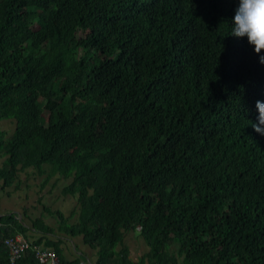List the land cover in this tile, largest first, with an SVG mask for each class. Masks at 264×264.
<instances>
[{
    "label": "trees",
    "instance_id": "trees-1",
    "mask_svg": "<svg viewBox=\"0 0 264 264\" xmlns=\"http://www.w3.org/2000/svg\"><path fill=\"white\" fill-rule=\"evenodd\" d=\"M238 4L0 0L2 189L72 177L99 264H135L117 247L138 228L151 264H264V50L229 35ZM27 230L0 215V264Z\"/></svg>",
    "mask_w": 264,
    "mask_h": 264
},
{
    "label": "crops",
    "instance_id": "crops-1",
    "mask_svg": "<svg viewBox=\"0 0 264 264\" xmlns=\"http://www.w3.org/2000/svg\"><path fill=\"white\" fill-rule=\"evenodd\" d=\"M1 126L12 135L17 123L8 120L3 121ZM50 168L46 171L35 168L21 170L13 186L5 190L0 183V215H16L28 229L24 236L32 242H40V246L53 244L54 247L49 248L57 252L64 264H99V249L91 247L84 234L77 233L83 205L79 194L66 192L73 178L58 172L51 173ZM38 221L52 232L37 229L35 224ZM117 251H126L135 264H151L147 258L149 248L138 229L124 231ZM171 251L177 253L178 246H173ZM182 260L179 259V264Z\"/></svg>",
    "mask_w": 264,
    "mask_h": 264
},
{
    "label": "clouds",
    "instance_id": "clouds-1",
    "mask_svg": "<svg viewBox=\"0 0 264 264\" xmlns=\"http://www.w3.org/2000/svg\"><path fill=\"white\" fill-rule=\"evenodd\" d=\"M229 35L247 36L248 42L255 46V52L261 53L264 50V0H239ZM260 63L264 64V55L260 56ZM256 108L259 113L257 122L251 125L264 135V101L257 100Z\"/></svg>",
    "mask_w": 264,
    "mask_h": 264
},
{
    "label": "built area",
    "instance_id": "built-area-1",
    "mask_svg": "<svg viewBox=\"0 0 264 264\" xmlns=\"http://www.w3.org/2000/svg\"><path fill=\"white\" fill-rule=\"evenodd\" d=\"M141 231V228H138ZM9 254L11 264H16L28 251L35 254L41 264H64L57 252L51 248L35 245L30 239L22 234L7 237L4 241Z\"/></svg>",
    "mask_w": 264,
    "mask_h": 264
}]
</instances>
